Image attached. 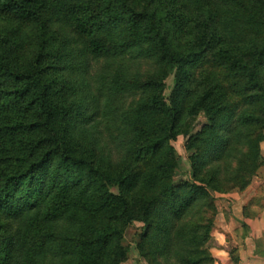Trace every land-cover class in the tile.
I'll return each mask as SVG.
<instances>
[{"label": "trees", "instance_id": "obj_1", "mask_svg": "<svg viewBox=\"0 0 264 264\" xmlns=\"http://www.w3.org/2000/svg\"><path fill=\"white\" fill-rule=\"evenodd\" d=\"M34 1L0 0V6L20 16ZM168 4L172 9L167 8ZM142 5L141 11L133 3L124 5L128 20L122 28L116 25V13L110 14L105 7L101 13L103 18L99 17L94 25L93 19L76 16L74 33L83 35L90 29L93 31L94 26L98 31L85 42L84 50L47 53V46L43 45L40 60L45 54L57 60L53 73L59 72L50 79L44 76L46 68L41 69L38 61L32 70L11 71L6 52L0 53V70L9 85V90L0 91V96L7 98L6 102L12 98L22 103L31 97L30 105L39 101L49 133L48 137L46 131H41L46 137L37 140L28 155L30 161L25 158V164L7 171L3 181L0 180V212L7 209L12 222L17 215L25 220L2 239L8 241V252L18 251L19 257L23 253V264H52L47 259L50 252H54L50 256L59 260L70 253L73 255L76 248L106 247L120 232L116 225L119 221L132 222L128 215L130 195L109 190L114 184L113 164L95 161L99 144L95 127L102 122L105 107L102 108L97 90L86 79L82 85L71 86L68 74L73 68L85 70V54L98 58L130 50L139 57L155 56L162 65L175 68L170 107L160 95V100L154 98L153 103L140 102L128 118L132 128L126 144L131 151L139 147L138 153L144 156H156L160 152L174 157L169 140L177 131L189 133L191 141L197 142L195 151L200 158L199 164L192 163L194 175L205 170L204 176L209 178L206 187L221 193L243 190L262 166L264 0H146ZM178 9L182 13L174 19L177 25L170 26L169 12L176 14ZM68 41L65 39V43ZM207 57L214 63L221 62L220 75H216L218 70L210 74L216 75L214 80L223 90L225 99L210 111L202 128L192 132L188 120L193 111L189 108L199 91L194 83V72ZM76 58L80 59L74 67ZM62 70H66L63 77ZM138 78L137 75L129 77L119 67L109 78L107 88L111 92L145 91L162 85V80L153 75L146 80ZM81 87H86L94 96L82 97ZM75 96L78 98L73 99ZM148 113L157 114V130L138 129V121ZM22 126L18 125L25 130ZM33 126L36 129L40 125L35 121ZM18 129L13 125L5 129L0 126V141H5L7 136L10 138ZM37 148L45 150L38 153L39 159H34ZM50 158L57 159L62 166L63 181L59 179L60 174L36 177L37 170ZM212 159L214 164L210 165ZM129 168L117 183L148 191L142 219L145 230L137 247L139 253L151 259L161 253L171 254L178 260L174 264H213L214 259L205 245L212 236L217 213L214 198L195 184H174L169 168L163 169L155 160ZM72 171L78 174L74 176ZM16 201L22 202L21 210L14 207ZM44 213L47 215L43 221ZM57 219L68 222L65 232L55 237L45 229ZM11 221L1 224V231L12 224ZM85 260L88 264H106V260L92 261L88 256H82L78 262L71 256L65 264H82Z\"/></svg>", "mask_w": 264, "mask_h": 264}, {"label": "rangeland", "instance_id": "obj_2", "mask_svg": "<svg viewBox=\"0 0 264 264\" xmlns=\"http://www.w3.org/2000/svg\"><path fill=\"white\" fill-rule=\"evenodd\" d=\"M146 0H35L32 2L30 8H26V12L20 16L16 15L13 11L5 10L0 6V53L6 52V56L9 58L11 63V71L14 72H25L32 70L34 63L38 61L41 69L46 68L44 76L49 79L54 76L53 65L57 64V60L49 57L46 54L43 59L40 60V51L43 45L47 48V53L51 51L60 50L65 53L70 50H84L85 42L91 35L97 33L96 26L94 30L81 35L74 33V27L76 23L74 18L76 16H86L93 19V25L99 17L103 18L102 8H107L110 14L116 13L117 19H115L117 27H124L127 22V13H124V5L128 2L133 3L134 7L141 11L142 4ZM127 2V3H126ZM152 6V5H151ZM151 7L150 9H152ZM167 8L172 9L168 4ZM181 9H178L176 14H172L170 26H176L175 20L180 15ZM175 19V20H174ZM171 23V24H170ZM47 25V28H45ZM69 39L65 43V39ZM184 42V41H183ZM188 47V46H187ZM10 56V57H9ZM209 56V55H208ZM40 57V58H39ZM87 60V66L85 70L78 71L73 68L69 72L71 78V86L77 87L82 85V81L86 79L87 83L92 85L93 89H96L99 100L101 101L102 108L105 107V116L102 117V122L95 127V136L99 139L97 144V156L96 162L105 164H113V177L114 184L109 186L110 192L114 194L126 193L130 195V209H128V215L132 217V222L119 221L116 225L119 229V233L114 236L112 241L106 247H87L81 250L76 248L73 251V255L68 254L66 257H62L59 260L50 256L54 252H50L47 255V259L52 264H65L66 261L71 257L75 256L76 261L85 256H88L92 261L99 259L106 260V264H174L178 260L176 257H172L170 254H159L154 258L144 257L139 253L138 243L141 239V234L145 230V223L143 222L144 211L147 208L146 199L148 197V191L143 187H128L126 185H119L117 182L125 177L129 167L135 169L137 166L146 163V161L155 160L158 166L160 165L163 169L169 168V173L174 184H195L198 187H202L203 191L210 194L214 198V204L221 197V192H214L206 187L205 182L208 176L206 171L197 173L194 175V166L192 163H200V158L196 155L195 147L197 142L191 141L190 134H182L179 131L176 132L174 137L169 140V145L174 149V157L171 153H160L156 156H144L138 153V148L130 150V146L126 144L129 137L131 136L132 124L128 123L127 120L134 112L135 107L140 102L153 103V99L160 100L170 107V99L172 91L174 89V72L175 68H170L162 65L159 59L155 56H136L134 52L128 50L122 54L104 57H91L84 55ZM80 58H76L75 66L77 67ZM215 61V60H214ZM207 62V63H206ZM64 63H67L65 60ZM220 61L213 62L211 58H204L202 62L195 69L194 83L198 87L197 95L193 98L191 106V112L193 116L188 120L192 132L199 131L203 124L207 122L210 111L216 108L225 99L223 90L218 87V82L214 80L216 75H220L218 66ZM208 64L211 66L209 68ZM121 67L123 73L132 77L137 75L138 79L146 80L149 75H153L157 80H162V85H157L149 90L145 91H133L123 90L120 92H111L108 90L107 83L109 78L114 75V70ZM221 68V67H220ZM217 74L211 75V71H217ZM66 70H62L60 75L63 77ZM70 87V86H69ZM81 96L93 97L94 94L90 95L89 90L86 87H81ZM9 90L7 85V78L1 73L0 70V91ZM1 94V93H0ZM78 98L77 96L73 99ZM5 97L0 96V126L4 129L7 126L13 125L15 128H19L18 125H23L25 130L19 128L15 132L11 133L5 138V141H0V180L3 178L7 171L17 167L24 162L25 158H28L32 148L40 138L46 137L41 131H46V124L43 121V106L39 101L30 105L31 99L25 100V102H19L15 99H10L6 102ZM39 100V99H38ZM72 98H70V101ZM199 109V110H197ZM155 112L154 110L151 111ZM149 112V113H151ZM147 114L145 117L140 118L138 121V129H147L148 131L155 129L157 130L159 123L156 115ZM167 115V113H166ZM160 118V117H159ZM123 119V120H122ZM186 120V119H185ZM184 120V122H185ZM37 121L38 128H34V123ZM33 126V127H32ZM88 127V126H87ZM181 128V125L176 128ZM39 129V130H38ZM21 130L23 132H21ZM28 130V131H27ZM38 130V131H36ZM128 134H125V131ZM11 132V130H7ZM47 132V131H46ZM48 133V132H47ZM102 133L103 136L100 134ZM9 134V133H8ZM52 133H50L51 135ZM49 137V133H48ZM1 139V138H0ZM93 138H91L92 140ZM9 141V142H7ZM264 142V141H262ZM129 143V142H127ZM141 144H143L141 142ZM45 149L37 148L34 159H39V152ZM213 154L210 155L212 157ZM25 160V161H24ZM30 161V159L28 160ZM34 161V160H32ZM261 167L259 168L257 175H255L249 184L243 189L258 190L264 188L262 180L264 179V158L260 160ZM214 164V160L210 161V165ZM30 165L29 163L27 166ZM62 166L59 165V161L54 158L47 160L45 165L37 170L36 177L41 176L51 177L52 175H61L59 179L63 181L65 177L62 175ZM59 169V170H58ZM72 175L76 176L78 172L72 171ZM263 178V179H261ZM205 179V180H203ZM242 191V190H241ZM229 192V191H228ZM227 193V192H225ZM206 198H203V201ZM263 196H256L253 203L252 211L256 212ZM19 203V204H18ZM202 204V203H201ZM14 207L21 210L22 202L16 201ZM201 209V208H200ZM199 209V210H200ZM43 214L41 219H44ZM113 216L112 213H109ZM12 217H9L7 209L0 212V225L10 223ZM25 220H22L19 215L13 217V222L5 230L0 229V264H23L22 256L19 257L18 251L12 250L8 252L6 250L8 241L3 242L2 237L6 235L10 229H17L19 225H22ZM44 221V220H43ZM41 221L42 223H44ZM66 219H57L46 226V231L56 237L57 234L61 235L65 232L67 227ZM217 228L216 216L214 219L212 236L206 243V248L209 249L215 242L214 230ZM148 244V243H147ZM145 244L144 246L146 247ZM85 262V263H84ZM82 264H88L89 261H84ZM81 264V262H80ZM94 264V262L92 263Z\"/></svg>", "mask_w": 264, "mask_h": 264}, {"label": "crops", "instance_id": "obj_3", "mask_svg": "<svg viewBox=\"0 0 264 264\" xmlns=\"http://www.w3.org/2000/svg\"><path fill=\"white\" fill-rule=\"evenodd\" d=\"M260 153L264 158V142ZM259 195L263 199L253 212ZM217 201L215 242L209 248L213 264H264V188L233 189Z\"/></svg>", "mask_w": 264, "mask_h": 264}]
</instances>
